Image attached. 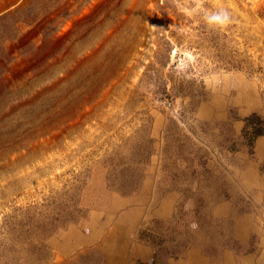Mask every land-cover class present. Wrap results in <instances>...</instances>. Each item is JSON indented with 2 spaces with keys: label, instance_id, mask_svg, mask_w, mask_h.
<instances>
[{
  "label": "rangeland",
  "instance_id": "obj_1",
  "mask_svg": "<svg viewBox=\"0 0 264 264\" xmlns=\"http://www.w3.org/2000/svg\"><path fill=\"white\" fill-rule=\"evenodd\" d=\"M25 1L0 0V264H264V0ZM45 12L30 99L3 60Z\"/></svg>",
  "mask_w": 264,
  "mask_h": 264
},
{
  "label": "trees",
  "instance_id": "obj_2",
  "mask_svg": "<svg viewBox=\"0 0 264 264\" xmlns=\"http://www.w3.org/2000/svg\"><path fill=\"white\" fill-rule=\"evenodd\" d=\"M39 1L41 0H26L16 11L31 12L33 11V3H39ZM50 22L53 23L52 19L49 20L47 12H45L40 17H35L30 24L33 27V32H39L42 35L40 44L28 40L29 32L26 34L15 33L11 39L13 47L19 46L18 55L16 57L12 56V59L7 58L3 60V65L5 66L13 63V66H11L14 69L12 74L17 76L21 82H19L21 88L18 93L30 90L29 93H26V96L30 99H39L45 96V92L50 91V89H47L49 86L45 85L48 84L51 86L56 83L55 81H58L57 79L51 82L52 79L49 75V73L52 74V69L54 68L53 61L58 56L57 54L52 55V49L47 46V40L53 32L50 29ZM4 55L0 53L1 60V57ZM1 72L2 70L0 69V86L6 81V76ZM24 78L25 80L23 81ZM17 101L19 102V100Z\"/></svg>",
  "mask_w": 264,
  "mask_h": 264
},
{
  "label": "clouds",
  "instance_id": "obj_3",
  "mask_svg": "<svg viewBox=\"0 0 264 264\" xmlns=\"http://www.w3.org/2000/svg\"><path fill=\"white\" fill-rule=\"evenodd\" d=\"M218 19H219V17H217V16L211 17V20H218ZM193 227H195V225H193Z\"/></svg>",
  "mask_w": 264,
  "mask_h": 264
}]
</instances>
